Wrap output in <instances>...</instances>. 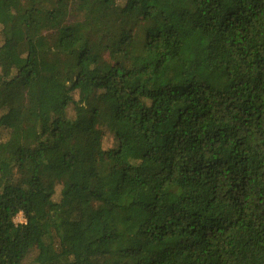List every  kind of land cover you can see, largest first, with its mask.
<instances>
[{
    "label": "trees",
    "instance_id": "trees-1",
    "mask_svg": "<svg viewBox=\"0 0 264 264\" xmlns=\"http://www.w3.org/2000/svg\"><path fill=\"white\" fill-rule=\"evenodd\" d=\"M0 130V264H264V0H0Z\"/></svg>",
    "mask_w": 264,
    "mask_h": 264
},
{
    "label": "rangeland",
    "instance_id": "rangeland-1",
    "mask_svg": "<svg viewBox=\"0 0 264 264\" xmlns=\"http://www.w3.org/2000/svg\"><path fill=\"white\" fill-rule=\"evenodd\" d=\"M5 140V134L3 133V131L0 130V141ZM102 147L104 150L110 149L112 147H114V139L113 136L111 134H106L102 140ZM24 219L22 217L21 214H19L16 218H15V223H23ZM37 255V252L34 251L32 253L29 254V256L27 257V261L26 263H31L35 257Z\"/></svg>",
    "mask_w": 264,
    "mask_h": 264
}]
</instances>
